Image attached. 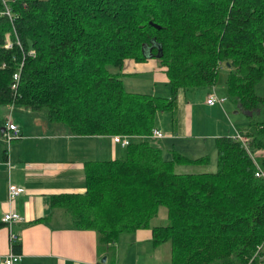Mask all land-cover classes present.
Returning <instances> with one entry per match:
<instances>
[{
    "label": "trees",
    "instance_id": "obj_1",
    "mask_svg": "<svg viewBox=\"0 0 264 264\" xmlns=\"http://www.w3.org/2000/svg\"><path fill=\"white\" fill-rule=\"evenodd\" d=\"M6 7L0 105L45 108L77 135H132L124 156L85 161L86 190L52 195L51 206L94 229L105 252L123 232L150 228L154 245L171 243L170 264H264V177L256 175L264 170V0H9ZM150 57L159 59L170 96L125 86L127 60ZM223 64L220 96L250 112L239 127L249 140L217 136L216 170L178 172L176 164L211 156L165 153L151 136L157 112L175 109L181 89L214 87ZM162 206L168 222L153 223Z\"/></svg>",
    "mask_w": 264,
    "mask_h": 264
},
{
    "label": "crops",
    "instance_id": "obj_2",
    "mask_svg": "<svg viewBox=\"0 0 264 264\" xmlns=\"http://www.w3.org/2000/svg\"><path fill=\"white\" fill-rule=\"evenodd\" d=\"M8 1L0 0V10L7 6ZM152 58L155 57L147 60ZM226 69L228 71L229 68ZM153 70L155 80H163L167 83L166 76L159 70V63ZM127 72L138 73V71L125 70L123 80ZM134 83L131 81V86L135 87ZM222 86L223 89L220 90L217 89V84L206 89L202 100L193 101L185 95L187 104L184 109L180 106L181 90L184 89L180 90L177 107L171 111L175 113L180 111L181 124L179 125V121L177 123L175 117L176 123H173V127L164 126L166 135L159 138L162 139L161 144L165 153L178 150L190 157L205 155L208 152L205 154L200 152L209 137L215 140L217 136L223 134H236L240 126L247 124L250 112L244 110L233 99L228 97L222 104L206 102L207 95L211 91H216L219 95H227L226 84ZM127 89L134 91L128 87ZM1 107L0 221H2L3 212L10 209L24 216V220L12 225L13 230L19 234L21 264H97L98 262L152 264L150 260H140L136 255L129 254L130 248L141 241L151 243L153 249H156L158 245L152 242L150 228L123 232L113 249L105 252L101 249L94 229L77 227L72 224L63 207H53L50 204L52 195L86 190L85 161L124 156L125 146L115 142L109 134H73L67 126L50 121L46 113L45 118L43 115L40 116L38 112L41 110H32L21 104H8V109ZM232 110L234 114L242 113L243 116L230 117ZM9 117L20 127L21 136L12 139L8 145L1 136V129L4 121ZM183 118L184 122H182ZM227 118L232 120L226 122ZM155 127L161 128L157 124ZM199 127L201 129L196 131ZM190 152H197L199 155L193 156L189 154ZM216 159L217 147L216 157L213 159L211 157L209 164L216 166ZM191 164L205 163L176 164L175 169L178 172H196L188 169ZM8 182L25 187L24 192L12 201L8 199ZM123 237L126 239V244L121 240ZM8 252V228L3 224L0 226V253ZM104 255L107 256L106 261L102 259Z\"/></svg>",
    "mask_w": 264,
    "mask_h": 264
},
{
    "label": "rangeland",
    "instance_id": "obj_3",
    "mask_svg": "<svg viewBox=\"0 0 264 264\" xmlns=\"http://www.w3.org/2000/svg\"><path fill=\"white\" fill-rule=\"evenodd\" d=\"M158 60L159 59H157L156 57L149 59V60H145V61H137L135 59H128L126 66H125V70H127V71H138V73H128L127 72V75L124 77L125 85L128 88L133 89L134 91H142V92H148V93H153V94H159V95H163V96H170V94H171L170 84L168 82L167 83L164 82L163 80H155L154 79V73L155 72L153 69L155 68V66L158 65V63H159ZM226 68L227 67L224 64L220 68L219 78L217 81V86H218L217 89H219V90L223 89L222 85H225V82L223 83V81L227 75V69ZM135 75H137V76H135ZM131 81L135 82L134 83L135 87L131 86V84H130ZM185 91L181 90V95H180V106L182 109H184V107L187 104V101L184 99L185 95H188L189 99H193V101H195L196 99L202 100V97L205 96L206 89H205V87L200 86V87H195L193 89H188ZM0 107L8 109V104H2V105H0ZM234 110H236V109H234ZM234 110L231 111L230 117L236 118V116H240V117L243 116L242 113L234 114L233 113ZM45 112H46V109L44 108L41 110V112H38V114L40 116L43 115V118H45L44 117ZM175 117L177 118V123L179 121V125H180L181 124L180 111L176 112V113L174 111H171V110L160 111V112H158V116L156 118L155 125L157 124L163 130L165 129L164 126H167V127L172 126L173 127V123L174 124L176 123ZM196 119H197V117L195 118V121H196ZM231 120L229 118H227L225 121L230 122ZM182 122H184V118L182 119ZM60 124H62V123H60ZM197 129H196V131H199L201 128L199 127ZM205 130L209 131L208 128H205ZM231 135L234 136L235 133H233ZM152 139L155 141L156 144L161 143V140H162L159 138H152ZM201 149H202V152H200L201 154H205L208 152V154H210L212 159L214 157H216V144H215V140L212 137L208 138L206 145L204 146V148H201ZM189 154L193 155V156L199 155L197 152H190ZM215 162L217 163V159ZM188 167H189L188 168L189 170H194V171L216 170L217 169V165L211 166V164H209V163L191 164ZM161 222H163V223L168 222V218L166 215V207H164V206H162L160 208L159 215H157L153 219V223H161ZM121 240L124 244H126L125 237H123ZM153 248L154 247L151 245V243L141 241V242L133 245L130 248L129 254L136 255V257L139 258L140 260H150L152 262V264L153 263H155V264H170L171 263V243L169 241L159 244L155 250ZM147 254H149L151 256H148Z\"/></svg>",
    "mask_w": 264,
    "mask_h": 264
},
{
    "label": "built area",
    "instance_id": "obj_4",
    "mask_svg": "<svg viewBox=\"0 0 264 264\" xmlns=\"http://www.w3.org/2000/svg\"><path fill=\"white\" fill-rule=\"evenodd\" d=\"M4 12L7 14H10V10L8 7L4 9ZM10 46L11 44L8 43L6 44ZM31 52V51H30ZM19 73L16 72L14 73V78L15 81L12 83V87L15 88L17 85V79H18ZM227 99V96H220L218 95L215 91H211L208 93L206 102L208 104H216V102H221L223 103ZM21 134L19 126L11 120V118H7L4 121V128L1 132V136L3 140L9 145L10 141L14 138L19 137ZM165 131L162 130L161 128L155 127L152 132V137L155 138H161L165 136ZM234 137L238 138L241 140L245 145L249 140V137L242 133L241 131H238ZM113 138L115 141L120 142L122 145L126 146L130 143L132 135L130 134H115L113 135ZM256 175L258 176H263L264 177V170L259 167V169L256 171ZM25 187L21 184L13 183V182H8L7 186V194H8V199L12 201L17 195L20 193L24 192ZM2 221L8 228V242H9V252L6 254H1L0 253V264H21V253L16 252L14 250V244L19 240V234L18 232L14 231L12 228V225L15 222H19L24 220V216L20 214L19 212L10 209L5 212H3ZM97 264H103L98 262Z\"/></svg>",
    "mask_w": 264,
    "mask_h": 264
},
{
    "label": "water",
    "instance_id": "obj_5",
    "mask_svg": "<svg viewBox=\"0 0 264 264\" xmlns=\"http://www.w3.org/2000/svg\"><path fill=\"white\" fill-rule=\"evenodd\" d=\"M102 259H103V261H106L107 260V256L104 255Z\"/></svg>",
    "mask_w": 264,
    "mask_h": 264
}]
</instances>
